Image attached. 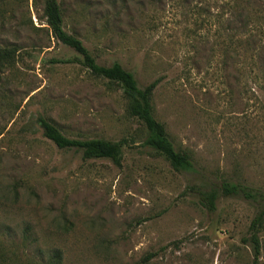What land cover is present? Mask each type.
Instances as JSON below:
<instances>
[{
  "label": "rangeland",
  "instance_id": "1",
  "mask_svg": "<svg viewBox=\"0 0 264 264\" xmlns=\"http://www.w3.org/2000/svg\"><path fill=\"white\" fill-rule=\"evenodd\" d=\"M45 3L0 0V264H254L256 205L220 195L210 208L205 194L264 190V0H59L98 63L119 61L140 87L160 79L154 116L189 171L144 143L119 84L55 38ZM40 117L123 140L121 164L57 147Z\"/></svg>",
  "mask_w": 264,
  "mask_h": 264
},
{
  "label": "trees",
  "instance_id": "2",
  "mask_svg": "<svg viewBox=\"0 0 264 264\" xmlns=\"http://www.w3.org/2000/svg\"><path fill=\"white\" fill-rule=\"evenodd\" d=\"M44 14L52 34L57 40L81 55L82 65L89 69L92 74L119 84L123 94L129 101L130 114L141 121L147 129L144 143L163 156L175 170H191L193 161L189 154L176 149L167 132L166 125L154 116L152 98L160 79H155L146 86L140 87L134 72L125 68L119 61H115L110 65L98 63L95 56L85 46L83 40L65 29L63 10L59 0H46ZM39 124L43 135L59 148H75L82 152L84 158H105L116 165L121 164L123 146L125 144L123 140L71 138L65 135L53 122L44 117L39 118ZM220 195L238 196L256 205L257 212L250 223L248 236L244 238V241L252 248L254 264H258L262 252L259 233L264 227V190L238 182L223 181L219 190H209L205 194L207 206L213 208L216 199ZM152 256L150 255V257ZM60 260L61 254L57 252L47 264H56Z\"/></svg>",
  "mask_w": 264,
  "mask_h": 264
}]
</instances>
